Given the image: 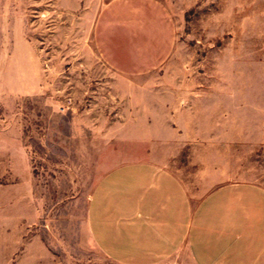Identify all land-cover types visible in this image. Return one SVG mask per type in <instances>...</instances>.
Listing matches in <instances>:
<instances>
[{
    "label": "rangeland",
    "instance_id": "374dc122",
    "mask_svg": "<svg viewBox=\"0 0 264 264\" xmlns=\"http://www.w3.org/2000/svg\"><path fill=\"white\" fill-rule=\"evenodd\" d=\"M108 1L0 0V264H124L92 241L86 209L132 156L201 191L264 187V0H167L174 49L133 76L95 47Z\"/></svg>",
    "mask_w": 264,
    "mask_h": 264
},
{
    "label": "crops",
    "instance_id": "0c3cea01",
    "mask_svg": "<svg viewBox=\"0 0 264 264\" xmlns=\"http://www.w3.org/2000/svg\"><path fill=\"white\" fill-rule=\"evenodd\" d=\"M1 20L0 11V93ZM176 36L167 0H109L93 29L103 62L131 76L160 67ZM86 221L98 249L124 264H264V187L239 181L201 191L154 153L106 172L89 196Z\"/></svg>",
    "mask_w": 264,
    "mask_h": 264
}]
</instances>
